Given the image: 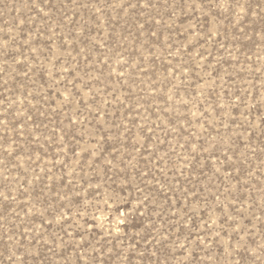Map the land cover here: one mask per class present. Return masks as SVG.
<instances>
[{
	"label": "rangeland",
	"instance_id": "obj_1",
	"mask_svg": "<svg viewBox=\"0 0 264 264\" xmlns=\"http://www.w3.org/2000/svg\"><path fill=\"white\" fill-rule=\"evenodd\" d=\"M0 264H264V0H0Z\"/></svg>",
	"mask_w": 264,
	"mask_h": 264
}]
</instances>
